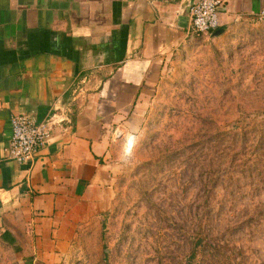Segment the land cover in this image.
Returning a JSON list of instances; mask_svg holds the SVG:
<instances>
[{
	"label": "crops",
	"instance_id": "obj_1",
	"mask_svg": "<svg viewBox=\"0 0 264 264\" xmlns=\"http://www.w3.org/2000/svg\"><path fill=\"white\" fill-rule=\"evenodd\" d=\"M193 1L0 0V247L22 264L100 249L116 132L138 131L169 59L196 39ZM262 11L264 0H224L222 34ZM52 111L62 122L34 161L8 160L12 116Z\"/></svg>",
	"mask_w": 264,
	"mask_h": 264
},
{
	"label": "rangeland",
	"instance_id": "obj_2",
	"mask_svg": "<svg viewBox=\"0 0 264 264\" xmlns=\"http://www.w3.org/2000/svg\"><path fill=\"white\" fill-rule=\"evenodd\" d=\"M116 135L113 216L72 264H264V21L179 48L144 123Z\"/></svg>",
	"mask_w": 264,
	"mask_h": 264
},
{
	"label": "built area",
	"instance_id": "obj_3",
	"mask_svg": "<svg viewBox=\"0 0 264 264\" xmlns=\"http://www.w3.org/2000/svg\"><path fill=\"white\" fill-rule=\"evenodd\" d=\"M224 0H194L189 5L191 31L210 36L221 27V9ZM259 20L264 21V11ZM60 120L56 112L48 113L42 120L20 113L12 116V134L5 148L6 158L19 164L32 163L41 148L46 146Z\"/></svg>",
	"mask_w": 264,
	"mask_h": 264
},
{
	"label": "water",
	"instance_id": "obj_4",
	"mask_svg": "<svg viewBox=\"0 0 264 264\" xmlns=\"http://www.w3.org/2000/svg\"><path fill=\"white\" fill-rule=\"evenodd\" d=\"M224 32V30H217L213 33V36H220V34H222Z\"/></svg>",
	"mask_w": 264,
	"mask_h": 264
}]
</instances>
